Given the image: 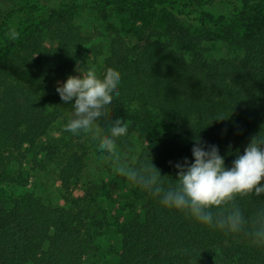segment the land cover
I'll list each match as a JSON object with an SVG mask.
<instances>
[{
    "label": "trees",
    "instance_id": "obj_1",
    "mask_svg": "<svg viewBox=\"0 0 264 264\" xmlns=\"http://www.w3.org/2000/svg\"><path fill=\"white\" fill-rule=\"evenodd\" d=\"M71 2L0 9V264H111L99 259V200L114 201L127 185L116 264H264V245L165 207L116 172L93 133L65 130L74 99L65 104L56 88L84 74L86 51L78 0ZM94 2L132 17L110 37L95 71L121 73L109 106L111 119L128 125L116 141L121 164L140 170L152 162L164 186L175 187V164L194 162L197 139L217 146L226 168L251 138L264 140V0ZM98 123L107 135L104 120ZM91 148L109 160L98 175L89 172ZM49 180L58 183L53 192ZM236 204L251 222L264 210V194Z\"/></svg>",
    "mask_w": 264,
    "mask_h": 264
},
{
    "label": "clouds",
    "instance_id": "obj_2",
    "mask_svg": "<svg viewBox=\"0 0 264 264\" xmlns=\"http://www.w3.org/2000/svg\"><path fill=\"white\" fill-rule=\"evenodd\" d=\"M17 35L12 30L9 38L14 40ZM120 81L121 73L108 68L103 77L95 71H87L83 75L68 76L63 84L58 83L56 91L61 100L68 104L74 99L72 118L65 130L73 134L93 133V139L99 140V150L116 161V172L159 198L165 207L185 212L209 227L233 234L245 233L254 243L264 245V210L249 222L236 204L237 198L264 194V140L258 136L251 138L244 153L237 152L232 167L226 168L218 147L202 144L197 139L192 148L194 162L189 163L185 158L182 163H176L177 184L165 187L163 176L152 162L140 170L119 162L116 141L127 135L128 125L121 118L112 120L109 106L119 96ZM102 119L108 126V134L104 136H100L98 123ZM222 119L225 117L221 115L213 120ZM213 208L227 209V212L214 215Z\"/></svg>",
    "mask_w": 264,
    "mask_h": 264
},
{
    "label": "rangeland",
    "instance_id": "obj_3",
    "mask_svg": "<svg viewBox=\"0 0 264 264\" xmlns=\"http://www.w3.org/2000/svg\"><path fill=\"white\" fill-rule=\"evenodd\" d=\"M34 0H0V9L2 11L7 10L13 3L17 2H31ZM48 5H58L63 0H43ZM74 5L72 0H66ZM77 14L76 23L79 26L78 41L84 44L86 49L85 54L81 57L84 63V73L87 71L101 70L104 62V56L107 53L106 48L110 37L114 35L115 30L124 29V21L132 19L131 15L127 12L119 11L117 9H103L96 5L94 0H78L77 2ZM87 34V35H86ZM219 50L226 51L227 46L224 43L218 42ZM144 133V130L142 131ZM147 141V139H146ZM147 143V142H146ZM91 154L89 157V172H94L97 175L100 173L105 161H109L105 158L102 159L96 148H91ZM104 157V156H103ZM109 163V162H108ZM31 166L28 162H25V169L30 170ZM41 170V168H40ZM38 168L33 170V174L38 176L42 173ZM38 174V175H37ZM48 184L49 192L55 190L53 180H49ZM132 186L127 185L124 192H120L121 196L115 197L114 201L105 199L104 197L99 200V207L103 214L101 215L103 228L98 238L99 247V259L103 257H109L108 261L111 264H116L118 260L117 252L119 251V240H118V224L123 223L128 218L126 211L123 194L128 193ZM80 190L79 192H81ZM142 205H137V210L141 209ZM134 208V207H133ZM134 210V209H133ZM90 264V263H85ZM99 264V263H98Z\"/></svg>",
    "mask_w": 264,
    "mask_h": 264
}]
</instances>
